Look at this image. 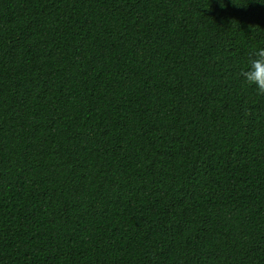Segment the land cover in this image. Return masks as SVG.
<instances>
[{
    "label": "trees",
    "instance_id": "obj_1",
    "mask_svg": "<svg viewBox=\"0 0 264 264\" xmlns=\"http://www.w3.org/2000/svg\"><path fill=\"white\" fill-rule=\"evenodd\" d=\"M264 0H0V264H264Z\"/></svg>",
    "mask_w": 264,
    "mask_h": 264
},
{
    "label": "clouds",
    "instance_id": "obj_2",
    "mask_svg": "<svg viewBox=\"0 0 264 264\" xmlns=\"http://www.w3.org/2000/svg\"><path fill=\"white\" fill-rule=\"evenodd\" d=\"M240 75L248 86H252L258 93L264 94V47L254 51Z\"/></svg>",
    "mask_w": 264,
    "mask_h": 264
}]
</instances>
